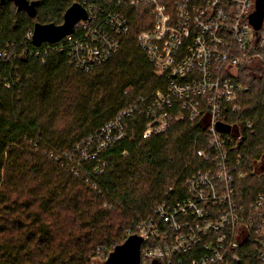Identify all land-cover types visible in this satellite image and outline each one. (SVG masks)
Here are the masks:
<instances>
[{
	"label": "trees",
	"instance_id": "trees-1",
	"mask_svg": "<svg viewBox=\"0 0 264 264\" xmlns=\"http://www.w3.org/2000/svg\"><path fill=\"white\" fill-rule=\"evenodd\" d=\"M28 1L35 16L0 0V264H91L141 223L159 220L158 205L193 196L190 181L207 165L196 156L209 149L206 121L177 120L143 139L146 121L134 119L124 139L87 157L93 135L122 109L167 88L137 44L153 16L144 4L122 6L128 33L111 58L86 70L73 64L67 38L35 46L28 37L36 23L61 24L84 1ZM85 6L110 9L114 1ZM242 77L249 88L237 116L252 127L240 124L241 139L229 146L238 173H247L235 176V197L249 206L264 196V57L245 64ZM155 246L146 240L142 250ZM243 262L264 264V247L251 245Z\"/></svg>",
	"mask_w": 264,
	"mask_h": 264
},
{
	"label": "built area",
	"instance_id": "built-area-1",
	"mask_svg": "<svg viewBox=\"0 0 264 264\" xmlns=\"http://www.w3.org/2000/svg\"><path fill=\"white\" fill-rule=\"evenodd\" d=\"M113 1L110 9L85 6L88 18L74 27L79 35L62 39L69 40L73 64L89 70L111 58L118 38L129 31L123 7L144 4L153 24L140 32L137 44L167 88L122 109L93 135L85 155L96 158L124 139L134 119L146 121L143 139L166 132L177 120L204 119L209 149H197L196 156L207 165L190 181L191 198L158 205L159 220L138 226L143 242L156 244L144 251L141 246V263L249 264L243 256L251 245L264 247V196L249 206L237 201L234 178L247 173H238L229 145L241 139L240 124L252 127L237 115L249 88L244 65L264 57V22L259 30L251 23L257 0Z\"/></svg>",
	"mask_w": 264,
	"mask_h": 264
},
{
	"label": "water",
	"instance_id": "water-1",
	"mask_svg": "<svg viewBox=\"0 0 264 264\" xmlns=\"http://www.w3.org/2000/svg\"><path fill=\"white\" fill-rule=\"evenodd\" d=\"M4 1V0H3ZM18 9H25L31 16H35L36 2L28 0H13ZM88 18V11L80 2H74L64 13L63 23H36L33 29L32 43L41 46L44 43H56L74 32L75 25L80 20ZM264 22V0H257L256 10L251 15V23L259 30ZM143 237L131 234L110 252L104 264H141V246Z\"/></svg>",
	"mask_w": 264,
	"mask_h": 264
},
{
	"label": "rangeland",
	"instance_id": "rangeland-1",
	"mask_svg": "<svg viewBox=\"0 0 264 264\" xmlns=\"http://www.w3.org/2000/svg\"><path fill=\"white\" fill-rule=\"evenodd\" d=\"M114 248L115 247L108 248V249H109V251H113ZM108 256H106V250L105 249L102 250L101 252L98 251L97 255L92 257V263L91 264H104V262L106 261Z\"/></svg>",
	"mask_w": 264,
	"mask_h": 264
}]
</instances>
